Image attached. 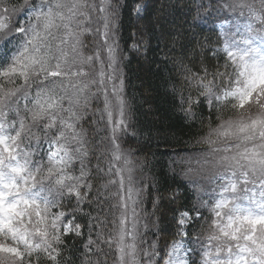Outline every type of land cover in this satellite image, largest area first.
Returning a JSON list of instances; mask_svg holds the SVG:
<instances>
[{
  "label": "snow or ice",
  "instance_id": "snow-or-ice-1",
  "mask_svg": "<svg viewBox=\"0 0 264 264\" xmlns=\"http://www.w3.org/2000/svg\"><path fill=\"white\" fill-rule=\"evenodd\" d=\"M210 4L176 31L161 16L158 33L132 34L136 55L163 41L149 63L179 118L203 130L171 163L215 194L210 220L194 206L164 232L159 179L120 140L136 129L118 0H0V264H76L74 252L80 264H264V0ZM148 8L136 4L138 21ZM213 15L217 39L201 41Z\"/></svg>",
  "mask_w": 264,
  "mask_h": 264
},
{
  "label": "trees",
  "instance_id": "trees-1",
  "mask_svg": "<svg viewBox=\"0 0 264 264\" xmlns=\"http://www.w3.org/2000/svg\"><path fill=\"white\" fill-rule=\"evenodd\" d=\"M201 2L211 9L210 0H118L121 5L119 9V43L122 55L126 54L128 57L123 61L126 75L125 92L130 105L135 110L134 124L136 129L135 136L131 134L121 136L120 140L124 149L132 148L135 150V157L147 159L144 172L149 177L148 182H152V176L159 179L158 186L163 194L161 209L163 218L159 228L164 232L173 230L172 221L178 212L185 209L191 210L194 206L199 208L204 217L210 220V209L205 207L202 210L196 195L198 188H206L205 198L203 197L201 202L211 204L215 194L212 191L213 185L206 180H197L196 184L193 185L192 182L183 177V166L171 163L176 159L175 153L179 152L187 155L192 150L189 140L202 134L203 130L199 121L195 126H189L179 118L172 97L165 94L164 81L159 75L155 74L157 65L149 63L152 60L163 59L161 53L163 41H161L160 47H157V37L153 36L151 49L147 52L142 50L140 55H136L131 49L132 34L135 32L136 27L146 25L149 26L150 30H155L158 33L159 28L152 24V21L161 16L166 22V29L176 31L183 23L189 10L192 9L194 12L196 6ZM144 3H148L149 8L147 13H140L143 19L138 21L133 9L136 4L143 5ZM217 23L219 21L215 15L209 17L208 22L202 23L201 26L204 31L199 33L198 38L201 41L211 39L215 42L217 36L214 34L213 29L216 28ZM92 40V36L86 37V44L88 45L85 49L86 52H90L94 47ZM99 42L103 44L101 40ZM219 63L223 64V60H220ZM216 64L215 59L210 60V68L215 67ZM169 68H171V65H169ZM196 68H199V61L196 62ZM167 76L168 72L166 71L164 77L167 78ZM149 105H151L150 112L148 111ZM229 114L226 111L224 115L227 118ZM213 122H215V115H213ZM177 140L180 142L177 143ZM92 163L95 164L94 158ZM173 193L176 194L174 200L172 199ZM144 208L148 213L153 210L149 201L145 202ZM205 228H207V225H205ZM151 232H156V229L153 228ZM86 238L87 231L85 230ZM147 239L151 242L153 239L151 233L148 234ZM77 247H82V242L78 241ZM161 248H163V243H161ZM74 255L77 257L76 264H80L81 253L74 252Z\"/></svg>",
  "mask_w": 264,
  "mask_h": 264
},
{
  "label": "rangeland",
  "instance_id": "rangeland-1",
  "mask_svg": "<svg viewBox=\"0 0 264 264\" xmlns=\"http://www.w3.org/2000/svg\"><path fill=\"white\" fill-rule=\"evenodd\" d=\"M103 29L101 28V31ZM196 184V183H195ZM194 185V184H193ZM205 195H206V188L202 189V188H198V191H197V195H196V198H197V201L198 203L200 204L202 210H204L205 207H202L203 203L201 202L202 198L204 197L205 198ZM197 261H199V256L196 257Z\"/></svg>",
  "mask_w": 264,
  "mask_h": 264
}]
</instances>
